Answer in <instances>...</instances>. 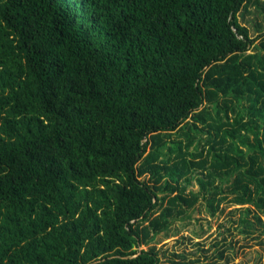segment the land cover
<instances>
[{
  "label": "trees",
  "instance_id": "trees-1",
  "mask_svg": "<svg viewBox=\"0 0 264 264\" xmlns=\"http://www.w3.org/2000/svg\"><path fill=\"white\" fill-rule=\"evenodd\" d=\"M251 4L0 0V264H160L138 248L201 198L264 214Z\"/></svg>",
  "mask_w": 264,
  "mask_h": 264
},
{
  "label": "rangeland",
  "instance_id": "rangeland-1",
  "mask_svg": "<svg viewBox=\"0 0 264 264\" xmlns=\"http://www.w3.org/2000/svg\"><path fill=\"white\" fill-rule=\"evenodd\" d=\"M239 18L249 28L252 37L258 36L264 30V5L259 10L254 4L249 5ZM257 52L264 53L260 40L242 58ZM199 125L203 126L202 123ZM181 133V130L174 132L172 138L186 141ZM207 138V129L196 137V140H203L200 149ZM193 149L191 146L190 150ZM207 149L206 146L204 157ZM199 189L200 185L194 180L188 185L187 193ZM151 235H155L154 240L140 245L138 250L156 247L160 264H264V214L253 204L226 201L213 214L207 201L201 198L194 208L188 210L187 217L172 219L168 230L152 231Z\"/></svg>",
  "mask_w": 264,
  "mask_h": 264
}]
</instances>
